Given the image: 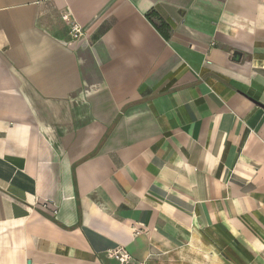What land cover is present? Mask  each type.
<instances>
[{
  "label": "crops",
  "instance_id": "1",
  "mask_svg": "<svg viewBox=\"0 0 264 264\" xmlns=\"http://www.w3.org/2000/svg\"><path fill=\"white\" fill-rule=\"evenodd\" d=\"M117 245L264 264V0H0V264Z\"/></svg>",
  "mask_w": 264,
  "mask_h": 264
},
{
  "label": "built area",
  "instance_id": "2",
  "mask_svg": "<svg viewBox=\"0 0 264 264\" xmlns=\"http://www.w3.org/2000/svg\"><path fill=\"white\" fill-rule=\"evenodd\" d=\"M61 18L68 23V25H69V35L73 39H77V38L82 36V34H83L82 27L76 21V19L74 18L73 14L69 10H67L66 12H63L61 14ZM42 206L46 207L47 204L44 203ZM53 211L55 212L56 210H53ZM106 254L109 257L114 258L115 260H117L119 264H133L132 263V256L126 250V248L124 246H122V245H117L115 247L108 248L106 250Z\"/></svg>",
  "mask_w": 264,
  "mask_h": 264
},
{
  "label": "trees",
  "instance_id": "3",
  "mask_svg": "<svg viewBox=\"0 0 264 264\" xmlns=\"http://www.w3.org/2000/svg\"><path fill=\"white\" fill-rule=\"evenodd\" d=\"M153 16H157L156 12H154L153 10L147 13L148 19L151 20V17ZM163 27H165V24L162 21H160V25H158V29L160 30V32L162 33L164 37H167L168 33L166 32V29H164Z\"/></svg>",
  "mask_w": 264,
  "mask_h": 264
},
{
  "label": "water",
  "instance_id": "4",
  "mask_svg": "<svg viewBox=\"0 0 264 264\" xmlns=\"http://www.w3.org/2000/svg\"><path fill=\"white\" fill-rule=\"evenodd\" d=\"M232 55H233V60L234 61H239L240 60V58H241V52H239V51H234L233 53H232Z\"/></svg>",
  "mask_w": 264,
  "mask_h": 264
}]
</instances>
